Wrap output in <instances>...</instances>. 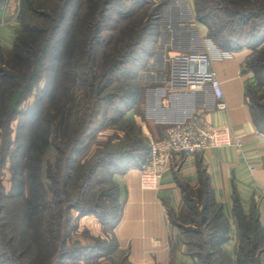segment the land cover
Instances as JSON below:
<instances>
[{
	"label": "trees",
	"instance_id": "16d2710c",
	"mask_svg": "<svg viewBox=\"0 0 264 264\" xmlns=\"http://www.w3.org/2000/svg\"><path fill=\"white\" fill-rule=\"evenodd\" d=\"M124 1H21L22 28L14 48L5 52L0 47V264H65L66 258L73 264L88 261L87 256L75 253L77 248L84 249V246L75 245L70 250L68 231L74 218L73 211L78 213L79 219L95 216L105 231L113 227L121 218L123 206L115 175L132 168L142 170L150 160V140L143 137L138 127L139 138L134 142L123 144L116 150L107 148L97 153L94 160L84 162L78 168L73 167L82 162L81 146L90 132L92 121L76 124L69 132L67 125L71 109L68 107L74 105L73 91L78 82L90 92L97 86L91 84L90 79L98 81L101 86L110 76L95 75L98 51L106 47L98 43L111 9L121 5L122 8ZM223 1L220 7L209 10L202 6L201 0H196L199 22L208 28L209 36L227 52H240L246 48L258 50L264 43L261 37L264 34V0ZM7 3L8 0H0V13ZM218 11L223 16H219ZM146 26H142L139 34L135 33L123 59L134 56L136 47L143 43ZM243 40H248V47L241 45ZM107 51L105 48L103 55ZM256 56L264 57V47L255 51L247 61L251 73L257 68H264L262 58L257 59L256 64L251 62ZM43 80L46 82L44 87L41 86ZM98 100L106 103L109 97ZM251 107L254 121L264 133V117L258 119ZM130 111H133L132 105L125 113L119 114V120L137 129L133 120L125 118ZM17 122L18 126L14 128ZM115 144L117 141L113 137L106 147ZM51 148H55L62 158H58L59 175L47 176L55 188L48 186L44 180V158ZM80 169L85 172L78 171ZM7 170L11 173L10 191L4 183ZM99 171L107 177L111 176L109 183L116 195L113 200L117 206H113L115 212L109 219H105L110 215L107 212L103 217L99 215L102 208L99 202L87 204L86 201V188ZM201 182L198 191L188 193H196L194 198L198 199L197 205L202 212L198 213L194 208L192 215L181 213L174 221L181 229L184 237L181 239L196 264H264V233L260 220L245 216L238 200L234 206L240 231L236 260L225 253L224 245L231 238L229 221L223 208L213 199L206 173H201ZM12 204L16 205L13 212L10 210ZM53 208L57 211L49 216ZM106 238L112 242L111 254H114L115 240L111 236ZM106 253L102 251L97 255Z\"/></svg>",
	"mask_w": 264,
	"mask_h": 264
},
{
	"label": "crops",
	"instance_id": "0c3cea01",
	"mask_svg": "<svg viewBox=\"0 0 264 264\" xmlns=\"http://www.w3.org/2000/svg\"><path fill=\"white\" fill-rule=\"evenodd\" d=\"M195 5L196 0H181L184 16L190 21L194 17ZM16 13L17 0H8L0 13V47L5 52L13 50L22 28ZM195 28L199 30L200 39L208 34L207 27L200 23ZM185 35L196 37L190 31ZM251 55L252 51L244 49L224 56L218 54L219 59L214 60L212 70L222 84L227 111L215 110L213 98L203 93L185 96L169 84L160 87L164 91L157 96L158 102L153 100L151 107L143 113L144 124L153 133L152 139L164 138L169 123L185 119L207 103V119L215 127H230L233 144L195 156H175L157 191L141 188L139 169L132 168L115 175L123 205L119 222L105 231L93 216L80 219V227L89 229L96 237L111 236L115 240V257L129 264H196L174 221L183 211L186 194L201 188V173L207 174L213 199L223 208L229 221L231 238L224 245V251L231 259L236 260L240 246V231L234 213L236 200L245 216L259 218L264 233V133L254 121L249 99V92L257 91L258 86L253 74H241ZM126 118L140 119L134 111L127 113Z\"/></svg>",
	"mask_w": 264,
	"mask_h": 264
},
{
	"label": "rangeland",
	"instance_id": "374dc122",
	"mask_svg": "<svg viewBox=\"0 0 264 264\" xmlns=\"http://www.w3.org/2000/svg\"><path fill=\"white\" fill-rule=\"evenodd\" d=\"M200 2V1H199ZM203 7L207 9H213L214 7H220L223 4V0H201ZM124 6H114L111 9L110 14L107 17V21L102 33V38L98 44H104L106 46L100 49L98 52V67L96 70V77L110 76L104 80L100 86L98 81L90 79L91 84H97L94 90L87 91L80 82L76 85L73 95L75 97L74 105L68 107L71 109V119L68 121V131H72L74 126L83 121H92L89 126L90 132L87 134V138L84 140L82 147L84 156L82 162L74 164L73 167L78 168L80 164L90 162L100 151L116 150L123 144H129L138 139L139 129L145 139L152 138V132L149 126L144 124V111L148 110L153 100L158 102L159 95L162 94L164 89L160 87L168 83L170 84L171 70L176 58L192 54V53H208L211 57L219 59V55H226L233 52H227L218 45L210 36L209 30L206 35L201 39L198 36L199 30L195 28L201 22L197 19L196 7L194 17L190 21L184 16V9L181 6V0H126L123 2ZM219 16H223L218 11ZM146 26V31L143 35V43L136 47L134 50V56L128 59H123L126 54V48L132 44V38L136 36V32L139 34L142 30V26ZM206 27V26H204ZM187 31L190 34H195L196 37L190 38L185 35ZM180 34V35H179ZM179 37H176V36ZM264 40V34H262ZM244 38H246L244 36ZM199 39V41H198ZM211 40V41H210ZM208 47H207V43ZM248 40H243L241 45L248 47ZM206 45V46H205ZM264 47V43L259 49ZM107 48L106 55H103V50ZM216 49L218 51L213 50ZM252 51V55L256 48H246ZM216 52V53H215ZM218 53V54H217ZM236 53V52H234ZM256 54V53H255ZM251 62L257 63L259 56L254 57ZM264 60V57L261 56ZM260 58V59H261ZM261 59V60H262ZM125 62V65H122ZM117 63V65H116ZM263 64V63H262ZM251 73L248 68L242 71V75ZM256 73V74H255ZM254 79L256 80L258 89L255 93L249 95L251 97V105L255 111V116L258 119L264 117V68L254 70L252 72ZM102 83V82H101ZM46 82L43 80L41 86L44 87ZM106 90V91H105ZM89 92V93H88ZM109 97L106 103H100L99 98ZM36 97V91L33 95V99ZM154 97V99H153ZM33 102L32 99L30 100ZM29 101V102H30ZM98 101V102H97ZM99 104V105H98ZM133 106V111L139 120L134 121V125L137 129L130 126V123H123L119 120L120 113L126 112L128 106ZM55 111V109H54ZM53 111V113H54ZM132 111V112H133ZM126 118V116H125ZM119 120V121H118ZM141 120V121H140ZM58 123V120L56 121ZM18 126V122L14 125V128ZM62 135L65 132L62 131ZM115 138L117 144L106 147L107 142L111 138ZM15 139V137H13ZM140 140V139H139ZM155 140V139H154ZM1 147V141H0ZM58 151L55 148H51L44 158V180L48 183V186L54 187L55 185L47 178L49 175H59L58 173ZM79 158V157H78ZM62 159V158H61ZM9 167V165H8ZM112 170V169H111ZM85 172V170H78ZM11 173L8 170L5 172L4 183L8 191L12 189ZM75 174V173H73ZM84 175V174H82ZM81 175V176H82ZM80 176V177H81ZM111 179L99 171L97 175L89 183L86 188V201L87 204H95L99 202V206L102 208L99 211V215L102 216L107 212L108 216L105 219H109L114 215L115 205L117 202L113 200L115 198V192L111 184ZM63 190V187H61ZM196 193H187L185 196L186 204L183 207V214L192 215L194 208L198 210V213L202 212L200 206L197 205L198 199L194 197ZM50 199L52 195L50 194ZM13 205V204H12ZM16 207L11 206L10 210ZM56 208L49 213H55ZM107 215V214H106ZM73 220L71 222L69 233L70 250L75 245L84 246V249L77 248L76 254L81 256H87L88 261L82 264H129L127 261L120 257H115V253L112 252V242L106 237H96L87 228L80 227V219L78 213L73 211ZM97 219L95 216H93ZM103 217V216H102ZM98 220V219H97ZM180 224V221H177ZM178 227V225L176 226ZM181 238L184 239L181 229L179 230ZM107 240V242H106ZM96 247L100 250L96 251ZM104 248H108L105 250ZM104 249V250H103ZM107 251L106 254L97 255L102 251ZM103 257V258H99ZM65 264H73L69 259H65Z\"/></svg>",
	"mask_w": 264,
	"mask_h": 264
},
{
	"label": "built area",
	"instance_id": "2783aa9c",
	"mask_svg": "<svg viewBox=\"0 0 264 264\" xmlns=\"http://www.w3.org/2000/svg\"><path fill=\"white\" fill-rule=\"evenodd\" d=\"M22 0H17L16 17L20 18ZM214 59L208 53L198 52L176 58L171 70L170 87L181 95L203 93L214 100V108L227 111L222 84L212 70ZM247 69V63L244 66ZM205 110V111H204ZM208 104L193 110L181 120L168 124L162 139H150V160L141 170L140 185L143 190L157 191L163 175L177 155L195 156L213 148L233 144V130L218 128L207 119Z\"/></svg>",
	"mask_w": 264,
	"mask_h": 264
}]
</instances>
